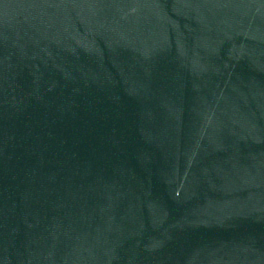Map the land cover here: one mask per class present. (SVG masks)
Instances as JSON below:
<instances>
[{"label": "water", "instance_id": "1", "mask_svg": "<svg viewBox=\"0 0 264 264\" xmlns=\"http://www.w3.org/2000/svg\"><path fill=\"white\" fill-rule=\"evenodd\" d=\"M0 264H264V0H0Z\"/></svg>", "mask_w": 264, "mask_h": 264}]
</instances>
